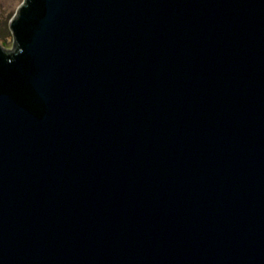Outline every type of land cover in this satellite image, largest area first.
<instances>
[{
    "label": "water",
    "instance_id": "water-1",
    "mask_svg": "<svg viewBox=\"0 0 264 264\" xmlns=\"http://www.w3.org/2000/svg\"><path fill=\"white\" fill-rule=\"evenodd\" d=\"M0 47V264H264V0H24Z\"/></svg>",
    "mask_w": 264,
    "mask_h": 264
},
{
    "label": "rangeland",
    "instance_id": "rangeland-1",
    "mask_svg": "<svg viewBox=\"0 0 264 264\" xmlns=\"http://www.w3.org/2000/svg\"><path fill=\"white\" fill-rule=\"evenodd\" d=\"M23 3L24 0H0V47L3 50L13 48V35L9 25Z\"/></svg>",
    "mask_w": 264,
    "mask_h": 264
}]
</instances>
